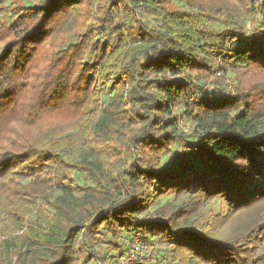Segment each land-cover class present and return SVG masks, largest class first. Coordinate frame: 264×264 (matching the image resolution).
Here are the masks:
<instances>
[{"label": "trees", "instance_id": "16d2710c", "mask_svg": "<svg viewBox=\"0 0 264 264\" xmlns=\"http://www.w3.org/2000/svg\"><path fill=\"white\" fill-rule=\"evenodd\" d=\"M0 18V264H264V0Z\"/></svg>", "mask_w": 264, "mask_h": 264}, {"label": "rangeland", "instance_id": "374dc122", "mask_svg": "<svg viewBox=\"0 0 264 264\" xmlns=\"http://www.w3.org/2000/svg\"><path fill=\"white\" fill-rule=\"evenodd\" d=\"M26 1L27 0H0V3H1V5L2 4L9 5V4H12V3L22 4V3L26 2ZM30 1H32V0H30ZM232 20L234 22H236V23L245 25L247 28H252V25H251V22H250V17H248L243 10H241L235 17H233ZM5 23H6V18H0V26L2 24H5ZM10 38L11 37L8 36V34H6V33L2 34L1 38H0V40H1L0 46L4 45ZM208 209L217 210L216 203H213V204L207 206L205 208L204 212H206ZM258 209L260 210L258 213H256L257 210H252V211H250L248 213H246V212L243 213L241 215L242 217H241L240 223H243V222H245L247 220H250V219L256 217L257 215L260 214L261 211H263V210H261V206H259ZM205 214L206 213H204V215ZM4 222H7V220H5V215L1 214L0 215V240L4 238V236H3L4 232H5L4 227H3ZM14 231H13V228H11L9 232L13 233ZM152 261H154V259L151 257V259H149V261L144 262L143 260H141V261H136V262L151 263Z\"/></svg>", "mask_w": 264, "mask_h": 264}, {"label": "built area", "instance_id": "2783aa9c", "mask_svg": "<svg viewBox=\"0 0 264 264\" xmlns=\"http://www.w3.org/2000/svg\"><path fill=\"white\" fill-rule=\"evenodd\" d=\"M152 253V245H143L138 237L134 238L131 245L130 254L127 258V262L132 263L133 261L141 260H143L144 262L149 261V259H151L152 257Z\"/></svg>", "mask_w": 264, "mask_h": 264}]
</instances>
